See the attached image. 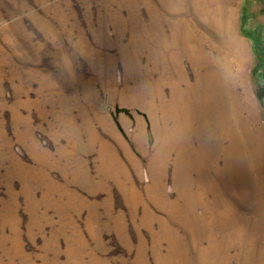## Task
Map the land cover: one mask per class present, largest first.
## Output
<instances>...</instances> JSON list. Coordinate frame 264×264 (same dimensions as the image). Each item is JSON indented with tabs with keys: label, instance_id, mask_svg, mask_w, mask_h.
Listing matches in <instances>:
<instances>
[{
	"label": "rangeland",
	"instance_id": "1",
	"mask_svg": "<svg viewBox=\"0 0 264 264\" xmlns=\"http://www.w3.org/2000/svg\"><path fill=\"white\" fill-rule=\"evenodd\" d=\"M261 12L0 0V264H264Z\"/></svg>",
	"mask_w": 264,
	"mask_h": 264
},
{
	"label": "bare ground",
	"instance_id": "2",
	"mask_svg": "<svg viewBox=\"0 0 264 264\" xmlns=\"http://www.w3.org/2000/svg\"><path fill=\"white\" fill-rule=\"evenodd\" d=\"M207 8V13H209V9L208 7ZM214 18H212L213 20ZM176 37V36H175ZM179 37V36H178ZM180 38V37H179ZM175 40H178L175 39ZM177 42V41H175ZM175 42L172 44V46H176ZM195 48V47H194ZM198 50V59H200L203 64H205V62H209V66L210 68L212 69L208 75H206V82H205V90L204 91V94L202 95H197L198 93V90L196 87H193V88H187V89H181V87L177 84L175 87H174V91H173V96H172V99H175L176 95L178 94V99H177V102H176V105H173V112L172 113H176V116H177V113H179L182 109V112L183 113H187V111H192V110H196L198 109V106L199 104L201 103H208V102H214V101H217L220 97V80L222 79V76L218 73V71L213 70V68H216V65H213L215 64V61L211 60L209 57H207L204 53H201V50H199L198 48H196ZM174 59L177 60V56L176 54L174 55L173 57ZM208 66V67H209ZM188 86V85H187ZM207 86V88H206ZM180 89V90H179ZM172 93V92H171ZM189 94H193L195 95L196 97H201V99L197 102L196 105H192V109H187L186 110V107L188 105V103L186 102ZM221 100V99H220ZM174 101V100H172ZM222 103V102H221ZM216 105V104H215ZM187 119V118H186ZM207 121V120H206ZM221 122V121H220ZM177 127H188V121L186 120L185 122L180 121L178 120V122L176 123L175 125V128L174 130L177 128ZM224 129V128H223ZM238 133V132H237ZM74 134V133H73ZM172 136V139H168L167 142L170 143L171 145L174 144V145H178L179 142L182 140V131L177 129L175 131H173V133L171 134ZM181 138V139H180ZM185 139V138H184ZM220 142V141H219ZM233 144V143H232ZM102 145V144H101ZM111 148V147H110ZM192 148V147H191ZM228 157V156H227ZM107 158V157H106ZM229 158V157H228ZM233 158V157H232ZM107 160V159H106ZM187 160V159H186ZM132 162V161H131ZM135 162V161H134ZM116 163V162H115ZM120 164V163H119ZM182 164V163H181ZM229 164V163H228ZM106 166V165H105ZM116 167V166H115ZM125 168V167H124ZM198 170V169H197ZM109 171V170H108ZM182 171V170H181ZM200 171V170H199ZM106 173V172H105ZM113 173V172H112ZM177 173V172H176ZM203 177V176H202ZM180 180V179H179ZM186 180V179H185ZM205 183V182H204ZM132 184V183H131ZM157 185V184H156ZM203 186V185H202ZM106 189V188H105ZM159 189V188H158ZM203 190V189H202ZM162 192V191H161ZM155 193V192H154ZM201 194V193H200ZM135 196V195H134ZM156 196V195H155ZM163 196V195H162ZM184 198V197H183ZM198 200V199H197ZM202 200V199H201ZM140 201V200H139ZM179 202V201H178ZM59 206V204H58ZM175 207V206H174ZM224 208V207H223ZM187 209V208H186ZM176 210H181V208H177ZM183 220V219H182ZM147 221V220H146ZM187 221V220H186ZM183 223V222H182ZM184 224V223H183ZM162 226V225H161ZM243 232V231H242ZM170 233V232H169ZM239 233V232H238ZM232 234V233H231ZM235 234V233H234ZM168 236V235H167ZM172 238V237H171ZM238 238V237H237ZM216 245V244H215ZM178 252V251H177ZM221 253V252H220ZM178 254V253H177ZM222 255V254H221ZM180 259V258H179ZM182 262V261H181Z\"/></svg>",
	"mask_w": 264,
	"mask_h": 264
},
{
	"label": "snow or ice",
	"instance_id": "3",
	"mask_svg": "<svg viewBox=\"0 0 264 264\" xmlns=\"http://www.w3.org/2000/svg\"><path fill=\"white\" fill-rule=\"evenodd\" d=\"M247 2L251 3L253 2V0H247ZM255 2L261 5L262 8L261 14H264V0H255ZM262 28H264V26H262Z\"/></svg>",
	"mask_w": 264,
	"mask_h": 264
}]
</instances>
